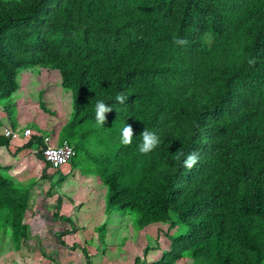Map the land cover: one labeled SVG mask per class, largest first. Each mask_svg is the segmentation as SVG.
<instances>
[{"label":"trees","instance_id":"16d2710c","mask_svg":"<svg viewBox=\"0 0 264 264\" xmlns=\"http://www.w3.org/2000/svg\"><path fill=\"white\" fill-rule=\"evenodd\" d=\"M23 67L59 74L72 102L59 143L72 146L71 158L87 153L112 208L136 212L140 226L175 216L186 227L159 260L139 264L183 255L191 264H264V0H0V101L17 91ZM97 101L113 109L103 126ZM144 129L161 141L147 154ZM34 132L1 133L0 147H34L50 189L62 172L42 156L48 134ZM192 152L199 160L187 169ZM5 169L0 162V213L25 238L31 189ZM62 197L53 217L69 226L55 232L65 246L76 226L59 213Z\"/></svg>","mask_w":264,"mask_h":264},{"label":"rangeland","instance_id":"374dc122","mask_svg":"<svg viewBox=\"0 0 264 264\" xmlns=\"http://www.w3.org/2000/svg\"><path fill=\"white\" fill-rule=\"evenodd\" d=\"M17 82V91L0 101V134L4 128L22 131L30 127L52 136V143L59 142L72 103L59 74L23 67L18 70ZM15 148L0 147V162L14 184L30 187L33 213L27 219L26 237L19 239L12 236L8 210L0 213V264H85L86 254L90 264L151 263L167 252L174 237L186 233L175 216L164 225L140 226L136 212L112 208L107 200L108 186L86 152L71 158L74 166L70 161L62 165V181L55 175L56 186L49 189L47 181L38 180L43 163L35 156L34 147L13 154ZM61 194L59 213L76 226L72 234L63 236L65 246L55 232L69 226L53 217L55 199ZM189 261L183 255L177 264H191Z\"/></svg>","mask_w":264,"mask_h":264},{"label":"clouds","instance_id":"9594fccd","mask_svg":"<svg viewBox=\"0 0 264 264\" xmlns=\"http://www.w3.org/2000/svg\"><path fill=\"white\" fill-rule=\"evenodd\" d=\"M175 43L179 46H184L188 43L185 39H177ZM115 100L124 104L127 100V97L123 93L116 95ZM113 109L111 106L105 104L103 101H97L96 104V122L99 126H103L106 120V113L111 112ZM142 143L139 145V151L142 154H147L155 149L160 143V138L154 133L150 132L147 129H144L141 134ZM133 131L131 126H125L122 131V144L130 145L132 143ZM184 156V153L181 152L177 155L176 159L179 161L180 158ZM199 157L197 153L192 152L187 155L183 160V166L187 169H192L198 163Z\"/></svg>","mask_w":264,"mask_h":264},{"label":"built area","instance_id":"2783aa9c","mask_svg":"<svg viewBox=\"0 0 264 264\" xmlns=\"http://www.w3.org/2000/svg\"><path fill=\"white\" fill-rule=\"evenodd\" d=\"M2 134L11 140H17L21 137L33 135L34 131L30 127H26L22 131L4 128ZM53 141L54 138L52 136L48 135L44 138L46 146L42 149V156L54 169H57L70 161L73 155V148L66 141L62 143L55 141V143H52Z\"/></svg>","mask_w":264,"mask_h":264},{"label":"crops","instance_id":"0c3cea01","mask_svg":"<svg viewBox=\"0 0 264 264\" xmlns=\"http://www.w3.org/2000/svg\"><path fill=\"white\" fill-rule=\"evenodd\" d=\"M65 228V227H64Z\"/></svg>","mask_w":264,"mask_h":264}]
</instances>
